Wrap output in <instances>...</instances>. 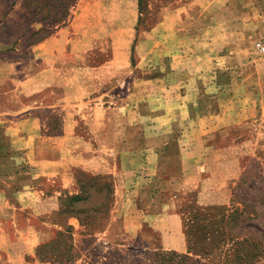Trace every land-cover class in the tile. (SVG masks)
<instances>
[{
	"label": "rangeland",
	"instance_id": "rangeland-1",
	"mask_svg": "<svg viewBox=\"0 0 264 264\" xmlns=\"http://www.w3.org/2000/svg\"><path fill=\"white\" fill-rule=\"evenodd\" d=\"M33 6L0 0V264H250L264 252V54L255 48L264 39V0H70L55 23L46 8ZM189 81L192 92L183 85ZM245 89L247 104L235 100ZM197 96L203 111L221 100L226 113L246 107V117L199 121L198 110L184 106ZM59 101H71L74 117L105 114L104 129L81 116L65 141L77 154L37 142L35 157L45 164L60 166L61 153V164L79 161L71 165L79 167L71 187L37 178L32 183L41 185V198L20 199L15 191L35 174L31 166L47 165L31 163L18 147L22 130L5 128L35 117L59 133L60 107L53 105ZM214 126L229 133L220 140L223 162L205 167L200 188L185 187L180 175L194 172L202 150L186 157L182 170L161 166L158 181L149 183L156 199L169 203L173 229L155 228L150 219L120 235L122 220L113 222V213L129 212L131 195L108 168L85 167L110 157L151 174L140 160L148 150L167 141V159L174 143L186 147ZM92 128L107 133L110 147L142 150L129 158L98 151ZM223 182V189L213 187ZM253 264H264V255Z\"/></svg>",
	"mask_w": 264,
	"mask_h": 264
},
{
	"label": "crops",
	"instance_id": "crops-1",
	"mask_svg": "<svg viewBox=\"0 0 264 264\" xmlns=\"http://www.w3.org/2000/svg\"><path fill=\"white\" fill-rule=\"evenodd\" d=\"M192 77H189V80ZM46 83V82H45ZM186 87L187 92H192V90L196 89L194 84H191L190 81L187 82L186 84H183ZM214 87L218 86V84L215 82L213 83ZM195 87V88H194ZM199 87V86H197ZM245 89L243 93H241L239 96L236 97V101H243L244 104H247L246 100H244L248 96V91ZM196 99V103L194 100L190 102V98H187V102L184 104L185 108L186 106L188 109L193 108L198 110L197 111V117L198 120L201 121V119L206 118L208 120L213 119V121H216L217 119H221L224 117L223 115H226L225 121L228 122V124L231 123H237L241 122L245 119V112H246V107L240 108V107H235L228 113L225 112V110L222 108L221 100H217L218 104L216 105V102H213L214 106L211 108V110H204L202 109V106L205 107V101L203 99L200 100L199 96ZM200 97H203L202 95ZM206 100V98H205ZM232 100V96L229 97V100L225 101V103H230ZM236 103V102H235ZM67 103H62V101L54 103V109L59 108L60 110V115H61V125H60V130L59 133H51L48 128L46 129V124L45 122H41V120L38 118V120L35 117H29L26 119H23L22 121H13L14 124L8 125L5 128V133H7V130H15V133L17 134L20 130H22V136L19 135L16 137L17 139H24L23 145L20 144L18 147L23 148L25 150V155L28 156V160L32 163H35L37 165H47V166H31L33 167V171L35 172L34 175H32L29 180V182L21 187L19 191H15L16 194H19L20 199L23 197V195H27V197L30 198L33 193L37 194L39 198H41L43 189L41 188L40 184L37 183H32L33 179H44L47 183L54 182L57 185H60L61 187H71L72 186V170L75 167L79 166H71V165H77L79 161H76V163H70L63 165L61 164V153L59 157L58 164L60 166H49L48 164H45L43 159H37L35 157L36 154V149L39 147L37 142H42V144L46 145H53L54 147H58L60 152L61 151H66L67 149L71 150L73 153L77 154V148L73 147H68V145L65 144V141L69 138L70 136L73 135L76 131V123H79V120L82 119L81 116H84L86 119H89L90 123L92 121H96L97 123L102 124V128L104 129V125L106 123V115L102 113V117L100 119H94L92 118L91 112H82L79 117H74L72 116V110L70 107H72L71 101L69 102V106L66 105ZM210 107V106H209ZM105 113L107 112L106 108H103ZM213 109V110H212ZM75 113V112H74ZM71 115V116H70ZM190 114L188 111L185 112H180V117L182 119L188 120L190 118ZM208 117V118H207ZM63 121V123H62ZM24 125H28L29 128L25 130L23 127ZM44 125V130L41 131V127ZM20 126V128H19ZM22 128V129H21ZM20 129V130H19ZM99 129V128H96ZM94 128L91 129L93 133L95 134L92 136L94 139H99L101 140L100 144V149L98 151H107V154H114V158H116V155L121 156L122 154L126 153V157L129 158L131 155H137V153L141 152V150H127L124 151L121 150V148H115V145L113 147H110L105 144L104 140L107 139V133L105 135L104 130H96ZM106 131V130H105ZM25 133V134H24ZM229 135L228 132H222L220 127L217 129L216 126L212 128V130H209L207 132H202V138H199V141L197 140L198 138H193L195 139L193 144H190L186 147H182L179 145L177 142L174 143L176 152L174 155L167 153V159L165 158V145L166 142H162L161 147L157 149H150L148 150L149 154L145 155L144 159H140L142 161V165H146V167H150L152 170L149 173L144 172L143 166H120L116 162L110 163L111 158L108 157L107 159V164H102V166H86L85 168L87 170H94L99 168H108V172H112L113 175H117V180L121 183L120 187L122 189L123 194L131 195L129 197V201L127 202V205L129 206V212H126L124 214H119V213H113L112 220L113 222L117 221V218L122 220V224L120 226L122 227L121 230L119 231L120 235H128L130 233H136L140 230V228L143 227V224L145 221L150 220L155 228H159L162 230H172L174 227L173 220H171V215L169 213L170 205H166L164 201L162 200H157L155 195L156 193L154 191L150 190V185L149 183L153 181H158L159 179V170L161 169V166H167V164L172 163L173 166H179L180 169L182 170V165L185 162L184 159L186 157L190 156H195L201 152V156H203V159L198 162V165L196 169L194 170L193 173H188V174H181L180 176L183 175L182 177V182L185 184V187H193V188H200L201 185L203 184V179H204V170L205 167L207 166H220L219 164H222L223 162V157L221 155L224 154L225 152V146L223 144H220L221 139H225ZM173 137V135L171 136ZM53 142V143H52ZM63 144V145H62ZM171 145V143L169 144ZM65 146V147H64ZM227 146H232V143H228ZM85 149V148H83ZM170 149V146L168 147ZM189 150H194L192 154L190 155ZM88 150V148H86ZM90 150V149H89ZM96 149H94L95 151ZM123 152V153H122ZM38 153L42 154L43 151H39ZM165 153V154H164ZM212 153H214L212 157ZM217 153V154H216ZM108 155V156H109ZM130 155V156H129ZM94 156V155H93ZM58 158V157H57ZM96 158L92 157V159ZM104 159V156H102ZM189 159V158H187ZM50 160L47 161V163ZM97 161V160H95ZM129 160H127L128 162ZM57 160L53 161V163H56ZM94 163V162H93ZM129 163V162H128ZM150 165V166H148ZM84 167V166H83ZM142 167V168H141ZM141 168V170H139ZM179 169V168H178ZM156 177V178H155ZM162 182V181H161ZM225 183L223 184H216L213 185L214 188L217 189H223ZM5 192V191H4ZM6 197V196H5ZM4 197V198H5ZM6 200V199H5ZM8 201V198L7 200ZM119 203L121 205L120 212L123 210L126 211L127 206L122 204L121 200H119ZM125 208V209H124ZM133 214V215H132ZM137 217V218H136ZM129 219V220H128ZM139 219V221L137 220ZM133 220V221H130ZM118 222V221H117Z\"/></svg>",
	"mask_w": 264,
	"mask_h": 264
},
{
	"label": "trees",
	"instance_id": "trees-1",
	"mask_svg": "<svg viewBox=\"0 0 264 264\" xmlns=\"http://www.w3.org/2000/svg\"><path fill=\"white\" fill-rule=\"evenodd\" d=\"M70 0H23V3L25 6L30 5L32 3L34 6L32 8H37L39 11H41L43 8H46L48 10L49 14H45L44 16L51 17L52 23L59 22L62 20L66 14H67V7ZM167 258L170 257H179V260L183 258L182 255H176L169 252L163 253ZM264 255V252H256L252 256V262L250 264H253L258 260L260 256Z\"/></svg>",
	"mask_w": 264,
	"mask_h": 264
},
{
	"label": "built area",
	"instance_id": "built-area-1",
	"mask_svg": "<svg viewBox=\"0 0 264 264\" xmlns=\"http://www.w3.org/2000/svg\"><path fill=\"white\" fill-rule=\"evenodd\" d=\"M255 48L260 54H264V39H261L255 43Z\"/></svg>",
	"mask_w": 264,
	"mask_h": 264
}]
</instances>
